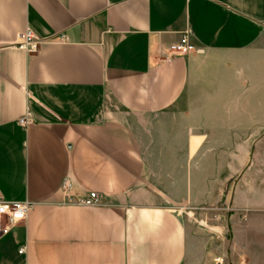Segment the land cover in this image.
<instances>
[{"label":"crops","instance_id":"0c3cea01","mask_svg":"<svg viewBox=\"0 0 264 264\" xmlns=\"http://www.w3.org/2000/svg\"><path fill=\"white\" fill-rule=\"evenodd\" d=\"M263 132L264 0H0V264H264Z\"/></svg>","mask_w":264,"mask_h":264},{"label":"built area","instance_id":"2783aa9c","mask_svg":"<svg viewBox=\"0 0 264 264\" xmlns=\"http://www.w3.org/2000/svg\"><path fill=\"white\" fill-rule=\"evenodd\" d=\"M60 40L66 41L67 37L64 34H59L51 38H43L34 34V32L28 29L21 35V40L17 44L20 48L30 53L38 51L41 44L48 40ZM196 51V46L192 40V36L189 31H185L180 40L170 46L166 59L172 58L176 55H188ZM22 124H27V120H22ZM73 183L66 179L63 182L62 190L68 200V202L85 206V207H98L105 204V198L98 192H90L87 196L77 197L73 194ZM33 203L30 201H6L0 199V234L7 233L11 226L25 221L28 218L30 211L33 208ZM24 251V248L22 249ZM217 264L223 262L222 258L216 259Z\"/></svg>","mask_w":264,"mask_h":264},{"label":"rangeland","instance_id":"374dc122","mask_svg":"<svg viewBox=\"0 0 264 264\" xmlns=\"http://www.w3.org/2000/svg\"><path fill=\"white\" fill-rule=\"evenodd\" d=\"M262 137L259 138V139H252L251 140V145H250V150H264V132L261 134ZM201 139L199 138H193L192 139V148H196L199 143H200ZM208 142H210L213 147H214V150H225L226 149V144H227V141L230 143L231 140H227V139H224V138H213L211 140H207ZM243 141H246V140H243V139H235L234 142H235V145L239 147L240 150L241 147L240 145H242ZM223 204L220 203L218 205L219 208H222ZM193 211H195L196 208H191ZM198 211V210H197ZM221 214H219L218 216H213V219L218 222L220 225L221 224H226V219L225 217H227V214L228 212H221ZM195 222V220H192ZM196 223V222H195ZM199 225V224H198ZM216 235V234H215ZM213 236V235H210L209 233H207V236H210L211 238L209 240H207V247L208 248H211V245H221V240L218 239L216 236ZM223 252V253H222ZM220 252L218 250V253H217V256H213V259L210 260V263L209 264H217L216 262V259L217 258H222L223 262L221 264H225L226 263V258L228 257V251L227 250H224ZM224 255L226 258H224Z\"/></svg>","mask_w":264,"mask_h":264}]
</instances>
